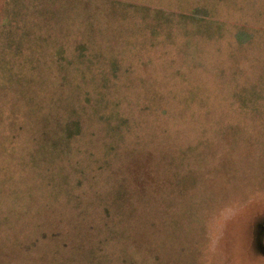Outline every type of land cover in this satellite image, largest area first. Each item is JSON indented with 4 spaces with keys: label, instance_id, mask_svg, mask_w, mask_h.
Masks as SVG:
<instances>
[{
    "label": "rangeland",
    "instance_id": "rangeland-1",
    "mask_svg": "<svg viewBox=\"0 0 264 264\" xmlns=\"http://www.w3.org/2000/svg\"><path fill=\"white\" fill-rule=\"evenodd\" d=\"M0 264H264V0H0Z\"/></svg>",
    "mask_w": 264,
    "mask_h": 264
}]
</instances>
